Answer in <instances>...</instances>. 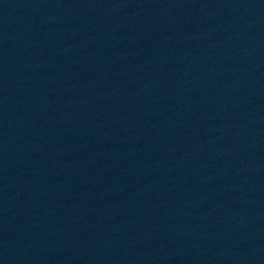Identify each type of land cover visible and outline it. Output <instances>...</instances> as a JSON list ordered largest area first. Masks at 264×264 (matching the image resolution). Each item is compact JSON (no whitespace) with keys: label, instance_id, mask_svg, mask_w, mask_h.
Returning a JSON list of instances; mask_svg holds the SVG:
<instances>
[{"label":"water","instance_id":"water-1","mask_svg":"<svg viewBox=\"0 0 264 264\" xmlns=\"http://www.w3.org/2000/svg\"><path fill=\"white\" fill-rule=\"evenodd\" d=\"M0 264H264V0H0Z\"/></svg>","mask_w":264,"mask_h":264}]
</instances>
